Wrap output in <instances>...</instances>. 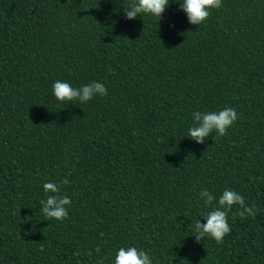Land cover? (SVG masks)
Returning a JSON list of instances; mask_svg holds the SVG:
<instances>
[{"label":"trees","instance_id":"1","mask_svg":"<svg viewBox=\"0 0 264 264\" xmlns=\"http://www.w3.org/2000/svg\"><path fill=\"white\" fill-rule=\"evenodd\" d=\"M180 3L129 20L128 0H0V264H114L130 246L264 264V0H222L199 26ZM57 80L108 94L60 102ZM228 107L225 136L188 137L194 112ZM47 182L71 198L63 221L41 211ZM202 189L259 212L233 206L223 243L197 242Z\"/></svg>","mask_w":264,"mask_h":264},{"label":"clouds","instance_id":"2","mask_svg":"<svg viewBox=\"0 0 264 264\" xmlns=\"http://www.w3.org/2000/svg\"><path fill=\"white\" fill-rule=\"evenodd\" d=\"M169 6V0H128L127 8H124L126 18L135 19L138 15H152L162 19V14ZM222 0H182L180 9L186 13L190 24L201 25L210 17L211 10L220 9ZM55 98L60 102L79 101L87 103L95 97H104L108 89L104 84L96 81L74 88L70 83L57 80L52 85ZM194 125L188 129V137L198 144L205 143V138L216 132L218 136H225L228 130L237 122L238 114L234 108L228 107L219 112L196 111L193 114ZM65 178L61 184L70 185ZM46 198L40 201L41 211L46 220L63 221L68 218V208L71 205V198L61 194L59 185L53 182L43 184ZM48 193H51L50 195ZM199 198L203 204L212 210L203 217L206 223L198 219L193 227L194 236L197 242L205 238L213 239L216 243L222 244L224 237L231 233L232 229L228 222L229 213L233 206H239L238 215L241 219L255 217L259 209L255 204H246L245 197L236 191L225 189L218 199V205H214L217 198L207 189H202ZM114 264H153L151 257L146 251L135 246L120 247L116 252Z\"/></svg>","mask_w":264,"mask_h":264}]
</instances>
